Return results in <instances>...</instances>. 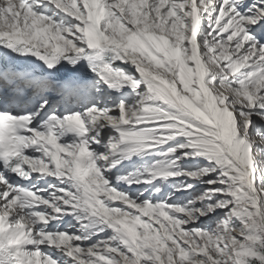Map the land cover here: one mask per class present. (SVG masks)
Segmentation results:
<instances>
[{"label":"snow or ice","instance_id":"snow-or-ice-1","mask_svg":"<svg viewBox=\"0 0 264 264\" xmlns=\"http://www.w3.org/2000/svg\"><path fill=\"white\" fill-rule=\"evenodd\" d=\"M262 21L264 0H0V46L34 58L0 59V264H264ZM103 84L139 99L109 107ZM178 136L186 141L163 155L192 151L173 165L203 157L209 166L116 179L187 176L210 186L187 204L156 196L161 186L147 197L120 191L105 176L120 163L111 157ZM33 173L66 186L49 185L45 197L48 189L12 181ZM77 212L86 214L77 223L93 219L112 235L85 245L91 235L48 230ZM212 214L205 226L200 218Z\"/></svg>","mask_w":264,"mask_h":264},{"label":"rangeland","instance_id":"rangeland-1","mask_svg":"<svg viewBox=\"0 0 264 264\" xmlns=\"http://www.w3.org/2000/svg\"><path fill=\"white\" fill-rule=\"evenodd\" d=\"M205 30H207V28H205ZM143 90H144V87L141 86L139 91H143ZM128 97L132 99L131 103H133L135 100L139 99V97H137L133 92H131L128 95ZM124 100H126L128 102L127 99H124ZM144 127H151V126H144ZM111 134L116 135V133H111ZM174 141H177V142H174ZM185 141H186V138H184L182 136H178L174 140L169 141L168 143H166L164 145L158 146L155 149H152V151L149 154H151V155L155 154L156 158L153 159L152 164L148 165L147 161L144 162L147 165L146 167H148V168L150 167V165L153 166L152 168H150L148 170V172L150 173V170L157 168V167H164V168H167L168 170H171V171L187 170V171L191 172V171H196V170H199V169H202L204 167L209 166L208 160L206 158H205L206 160H202V157H196L194 159L193 158L182 159L178 162V164L173 165L172 161H174L176 159V156H180L183 152L192 151L191 149H181L175 155H167V156L164 155L163 156L164 160L161 159L159 161V159H157L159 155L167 152V150L169 148L174 147L175 145H177V143L178 144L184 143ZM134 156H136L135 158H138V157H141L142 155H140V156L134 155ZM142 157H144V156H142ZM139 162L140 161H138V163ZM191 162H192V164H191ZM144 163L142 164V167L144 166ZM214 176H215V174H213L212 176H205V177H203V180L206 181L208 179L214 178ZM147 178H150V177H147ZM164 183H166V185H169L170 190H171V193H168V191H166L164 197H166L169 194H172V200H174L178 203H182V204H187L189 200L193 199L197 195L201 194L206 188L210 187L206 183H203L201 180L190 179L187 176H178V177L167 178V179H156L152 185L146 184V185L141 186L140 188L137 186H132L130 188L125 187L126 189H124V190L120 189L119 187H118V189L120 191H124V192H127L129 194H133V193H136L139 191H144L145 189H147L148 191L145 192V197H147L149 192H151L154 187L161 186L163 188ZM185 184L192 185V188H190L187 192L175 191V189L181 188ZM57 186L63 187V184L60 183ZM57 194H59V193H57ZM156 196H160V195H158V193H157ZM164 197H161V198H164ZM153 202H155V197L153 198ZM169 202H171V201H169ZM197 207H199V205H197ZM48 211H51V209H48ZM223 211H226V210H218V212H220L221 215L223 214ZM76 216H77V213L75 214V216H72V215L65 216L62 220H58V221L56 220V221L60 227L68 228L69 224L73 225L72 229H69L70 232H76L78 235H91V239L85 240L83 242L85 245L94 244L98 240H101V239L105 238L106 236L112 235V233L106 234L105 233L106 230L99 231V229L104 228V227L101 224L96 223V222L92 223V224H87V221L84 220L82 222V224L87 225V227H82L81 223H77ZM218 218L219 217H217L216 214H212L211 216L201 217L200 220H201V222H203V224L205 226L211 227V226L215 225V222ZM69 228H71V227H69ZM97 232L99 233L98 235H92L93 233H97ZM76 243H80V242H76ZM57 255H58L57 258L68 259V258L63 256L62 252H57ZM80 255H81V258H83V253H81ZM69 264H75V262L69 260Z\"/></svg>","mask_w":264,"mask_h":264},{"label":"bare ground","instance_id":"bare-ground-1","mask_svg":"<svg viewBox=\"0 0 264 264\" xmlns=\"http://www.w3.org/2000/svg\"><path fill=\"white\" fill-rule=\"evenodd\" d=\"M57 10H55L54 8H49V10H48V12H47V14L48 15H53V13L54 12H56ZM62 16H64V14L63 13H58V15H57V19H59V17H62ZM71 18H68V17H65V20L67 21V20H70ZM118 65V64H117ZM115 66V65H114ZM120 67H123V68H125V70L126 71H129V72H131L132 74H136V72H135V69L133 68V67H131L130 65L129 66H127V67H124V66H120ZM138 75V74H137ZM124 90V89H123ZM129 90L130 89H127V91L125 90V91H115V90H112L111 89V96H113V98H114V101L115 100H118V98H122V95H124V94H121L120 92H129ZM107 100L106 99H104V103L107 105V102H106ZM143 156V155H142ZM141 156V157H142ZM132 157H134V155L132 156ZM141 157H139V158H141ZM138 158V159H139ZM133 159V158H132ZM202 160H206L205 158H203L202 157ZM138 163V162H137ZM205 164V163H204ZM46 181H47V179H46ZM48 182H51L52 183V180H48ZM35 184V183H34ZM40 184V186H38V187H41L42 188V186H45L46 187V185H43V183L41 182V183H39ZM53 184V183H52ZM48 185H50V183L48 184ZM37 186V185H36ZM39 226V225H38Z\"/></svg>","mask_w":264,"mask_h":264}]
</instances>
